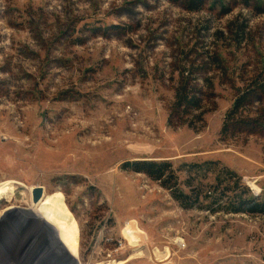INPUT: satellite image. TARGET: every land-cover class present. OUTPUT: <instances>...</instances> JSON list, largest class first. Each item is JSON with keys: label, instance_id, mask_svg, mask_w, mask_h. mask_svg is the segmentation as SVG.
Masks as SVG:
<instances>
[{"label": "rangeland", "instance_id": "rangeland-1", "mask_svg": "<svg viewBox=\"0 0 264 264\" xmlns=\"http://www.w3.org/2000/svg\"><path fill=\"white\" fill-rule=\"evenodd\" d=\"M187 2L0 0V264H264V216L184 209L124 168L168 161L188 190L187 165L219 162L264 200V95L259 126L222 133L264 76V13ZM181 84L198 109L176 110Z\"/></svg>", "mask_w": 264, "mask_h": 264}, {"label": "trees", "instance_id": "trees-1", "mask_svg": "<svg viewBox=\"0 0 264 264\" xmlns=\"http://www.w3.org/2000/svg\"><path fill=\"white\" fill-rule=\"evenodd\" d=\"M179 1V0H175ZM205 0H188L187 9L198 11ZM222 1V0H219ZM254 0H245V6L250 7ZM256 1V9L259 13L261 6ZM184 81V80H183ZM183 83V82H182ZM188 84H181L176 92L175 108L198 109V96ZM258 95H264V76L262 74L253 80L247 89L242 90L235 99L232 109L227 113L222 133H236L248 130L252 126H259L246 114L253 105V99ZM187 114V113H185ZM262 126V125H261ZM189 176L186 185L189 188L184 190L181 187L180 176L168 161H135L124 165L136 173L147 175L157 182L162 188L170 191L172 197L180 203L184 209H205L211 213L224 211L231 214H248L264 216V200L252 194L250 188L244 184L241 176L219 162H203L187 165ZM208 172L215 174L214 181L194 184L196 176H205ZM204 174V175H203ZM193 176V177H192ZM207 204H204V203Z\"/></svg>", "mask_w": 264, "mask_h": 264}, {"label": "bare ground", "instance_id": "bare-ground-1", "mask_svg": "<svg viewBox=\"0 0 264 264\" xmlns=\"http://www.w3.org/2000/svg\"><path fill=\"white\" fill-rule=\"evenodd\" d=\"M250 185L254 188V190H256V192L258 191V188H257V186L254 184V183H250ZM34 188L35 187H33V188H30V194L32 193V191L34 190ZM32 198V197H31ZM44 199H45V197L41 200V201H38V202H34L33 201V203H32V205H31V207L30 208H28V211H29V213L32 215V216H36V217H40L42 214H44V209H43V206H44ZM14 209H17V208H15V207H10V208H7L6 209V212L7 213H9V212H11L12 210H14ZM43 216V215H42ZM41 216V217H42ZM43 218V217H42ZM42 220H44L45 222H47V220L46 219H42ZM46 224V223H45ZM55 230H57L58 231V237H59V235H60V231H59V229L58 228H54ZM53 230V229H52ZM71 259V258H70ZM72 264H74L73 263V261L71 262Z\"/></svg>", "mask_w": 264, "mask_h": 264}, {"label": "water", "instance_id": "water-1", "mask_svg": "<svg viewBox=\"0 0 264 264\" xmlns=\"http://www.w3.org/2000/svg\"><path fill=\"white\" fill-rule=\"evenodd\" d=\"M43 197V188L42 187H36L32 191V200L36 203Z\"/></svg>", "mask_w": 264, "mask_h": 264}]
</instances>
